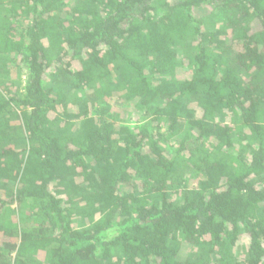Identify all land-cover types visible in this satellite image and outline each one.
I'll list each match as a JSON object with an SVG mask.
<instances>
[{
  "label": "trees",
  "instance_id": "obj_1",
  "mask_svg": "<svg viewBox=\"0 0 264 264\" xmlns=\"http://www.w3.org/2000/svg\"><path fill=\"white\" fill-rule=\"evenodd\" d=\"M0 264H264V0H0Z\"/></svg>",
  "mask_w": 264,
  "mask_h": 264
}]
</instances>
